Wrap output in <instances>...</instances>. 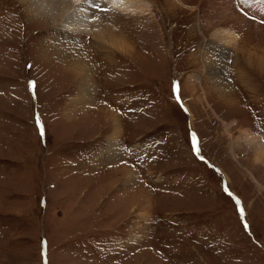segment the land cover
Instances as JSON below:
<instances>
[{"label": "rangeland", "instance_id": "rangeland-1", "mask_svg": "<svg viewBox=\"0 0 264 264\" xmlns=\"http://www.w3.org/2000/svg\"><path fill=\"white\" fill-rule=\"evenodd\" d=\"M143 1L0 0V264H264V0Z\"/></svg>", "mask_w": 264, "mask_h": 264}, {"label": "bare ground", "instance_id": "bare-ground-1", "mask_svg": "<svg viewBox=\"0 0 264 264\" xmlns=\"http://www.w3.org/2000/svg\"><path fill=\"white\" fill-rule=\"evenodd\" d=\"M17 1L20 4V6H23L24 9H25V7H27L28 13H30L31 16H39V17L44 18L46 20H50L52 23H58V21L61 20L59 25L62 27H67V26H71L73 24H76L80 30L81 29L85 30V28L88 26L89 23L87 22V18L90 17L91 8L95 7V4H96V0H30L32 2L33 6H28V5L24 6V4H25L24 2L28 1V0H17ZM99 1L102 2L104 5H107V6L108 5L111 6L112 4H114V5H112V7H114L116 10L121 9V11H132V10L136 11V8H138L139 6H145L144 5L145 1H143V0H99ZM240 1H242V0H240ZM224 18L225 19L221 18V20H219L221 22L220 24H225V23H227V21L230 22L229 20H226L227 17H224ZM237 18L240 19L241 17L238 16ZM248 19H249V17H248ZM230 24H231V22H230ZM107 36L110 38L111 45H113L111 33L107 32ZM92 39H93V41L95 40L96 42H97V40L100 41L102 39L101 34L93 33ZM123 47H125V46H123ZM250 47L247 50L246 49L242 50V48L240 49V48H238V46L235 48H236V50L238 48V54L241 57L243 56L244 62L247 63L248 65H253L252 61H256L257 63L259 62L260 66L262 64H264V58H263L264 49L261 47V45L258 47L259 50L257 48H255V49L253 48L257 52H255L254 50H251ZM73 51H76V50H73ZM75 62L76 63H82V64L86 63V62L85 63L82 62L81 57L78 58L77 61H75ZM73 65H74L73 67L76 66V64H73ZM232 67H234V65H232ZM239 69H240V67H239ZM235 71L237 74L236 69H235ZM79 74L81 75V73H79ZM211 80H213L215 82L218 80V82H217L218 86H215V89L217 90V92L216 91H213V92H215L219 98H221V99L223 98L222 100L225 99L226 102H228L232 105V102H234V101L231 99V97H233V96H231V94H230L231 89H229V86H227V85L224 86L221 83L223 81L222 78L217 76V75H213ZM75 100L76 99L74 98L73 102ZM242 135L244 137L243 139L247 143H249V144L251 143L250 146H251L252 153L250 155H252V157H253L252 159L255 162H257V164L259 165V167L258 166L257 167L258 168H260V167L264 168V146L262 145V144H264V137H262L261 141H260L259 138L253 137L250 133H248L247 129H244V133Z\"/></svg>", "mask_w": 264, "mask_h": 264}, {"label": "crops", "instance_id": "crops-1", "mask_svg": "<svg viewBox=\"0 0 264 264\" xmlns=\"http://www.w3.org/2000/svg\"><path fill=\"white\" fill-rule=\"evenodd\" d=\"M233 65V64H232Z\"/></svg>", "mask_w": 264, "mask_h": 264}]
</instances>
